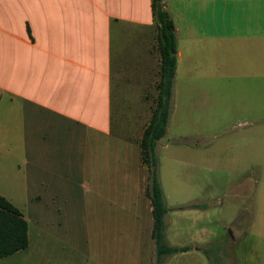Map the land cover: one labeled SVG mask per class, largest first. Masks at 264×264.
Returning a JSON list of instances; mask_svg holds the SVG:
<instances>
[{
    "label": "crops",
    "instance_id": "crops-1",
    "mask_svg": "<svg viewBox=\"0 0 264 264\" xmlns=\"http://www.w3.org/2000/svg\"><path fill=\"white\" fill-rule=\"evenodd\" d=\"M164 2L177 39V126L253 125L251 99L264 95V0ZM153 30L152 0H0V156L16 157L0 178L28 194L35 215L44 209L28 217L65 245L78 236L62 225L85 217L92 194L95 240L115 262L119 248L157 262L142 133L113 120L122 36L143 41Z\"/></svg>",
    "mask_w": 264,
    "mask_h": 264
},
{
    "label": "rangeland",
    "instance_id": "rangeland-1",
    "mask_svg": "<svg viewBox=\"0 0 264 264\" xmlns=\"http://www.w3.org/2000/svg\"><path fill=\"white\" fill-rule=\"evenodd\" d=\"M156 35L153 30L143 41L122 36L120 105L114 108L113 120L134 136L143 133L156 107L160 80ZM211 100L227 106L225 98ZM253 106L256 114L251 126L179 128L170 114L167 133L157 145L160 182L169 210L165 234L168 245L187 251L166 257L164 264H264V95L252 98ZM15 158L7 153L0 156V175L2 168L12 170L10 163ZM0 195L11 199L29 221V246L0 259V264L147 263L145 254L135 249L131 255L124 248H119L115 262L108 244L103 242L102 248L95 240L92 194L85 217L62 225L63 234L78 236L67 245L53 239L41 223L32 222V218L40 219L44 209L35 207V215L28 194L17 192L0 178ZM100 247L102 258L95 253Z\"/></svg>",
    "mask_w": 264,
    "mask_h": 264
},
{
    "label": "trees",
    "instance_id": "trees-1",
    "mask_svg": "<svg viewBox=\"0 0 264 264\" xmlns=\"http://www.w3.org/2000/svg\"><path fill=\"white\" fill-rule=\"evenodd\" d=\"M152 10L160 55V80L157 84L156 107L149 124L142 133L140 147L143 163L149 169L146 195L150 198L153 208L152 236L156 244V264H161L164 258L187 250L171 247L166 242L165 216L169 210L166 206L164 191L160 182L157 159V145L167 133L171 114L177 39L174 23L166 10L164 0H152ZM179 209H183V207ZM28 246L27 220L17 207L0 195V258L11 256Z\"/></svg>",
    "mask_w": 264,
    "mask_h": 264
},
{
    "label": "water",
    "instance_id": "water-1",
    "mask_svg": "<svg viewBox=\"0 0 264 264\" xmlns=\"http://www.w3.org/2000/svg\"><path fill=\"white\" fill-rule=\"evenodd\" d=\"M230 235H231V233H230Z\"/></svg>",
    "mask_w": 264,
    "mask_h": 264
}]
</instances>
